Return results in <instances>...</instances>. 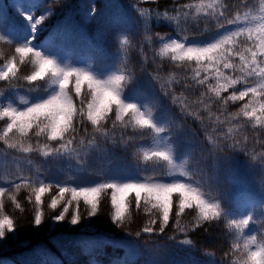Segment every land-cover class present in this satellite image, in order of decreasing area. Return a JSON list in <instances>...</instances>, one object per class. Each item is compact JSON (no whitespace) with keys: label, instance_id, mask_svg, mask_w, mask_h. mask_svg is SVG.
<instances>
[{"label":"trees","instance_id":"obj_1","mask_svg":"<svg viewBox=\"0 0 264 264\" xmlns=\"http://www.w3.org/2000/svg\"><path fill=\"white\" fill-rule=\"evenodd\" d=\"M199 2L157 0L156 4H139V0H0V13L19 23L23 21L13 9H18L21 4L41 5L33 9L37 16L51 8L52 14L39 26L33 43L46 53L75 66L106 72L123 69L129 75L124 94L141 101L145 110L151 111L154 119L167 128L166 132L157 136L148 128L123 126L119 122L114 125L115 116L112 113L101 125L108 133L106 137L87 121L79 123L77 117L76 132L66 134V138L75 137L73 151L63 156L45 158L37 151L26 154L9 149L0 141V177L17 180L27 176L66 186H94L113 179L144 181L147 176L162 182L183 180L178 174L182 169L192 175L193 183L199 182L212 197L218 196L222 208H238L241 216L246 213L264 193V143H257V139L264 141V129L254 128L255 122L243 116L231 120L230 115L238 113L251 97L224 104L207 91L206 85H197L190 79L195 62L191 65L173 62L170 56L159 54L162 42L158 40V35L176 38L179 33L180 36L187 35L189 43H203L219 34L215 19L198 14L192 8L188 18L145 25L133 8L134 4H138L139 7L159 9L161 12L168 9L170 15H175L172 11L175 6ZM246 2L247 7L241 6L240 0H219V5L229 19L236 14L243 16L245 12L251 18L260 15L264 9V0ZM92 5L98 11L89 21L84 14ZM220 19L225 27L219 32L236 27L228 25L224 18ZM125 38L128 43L121 45L120 41ZM240 43L244 46L243 38ZM16 46L15 43L0 42V65L16 55ZM235 62L238 63V59ZM17 63V77L0 81V93L12 100L15 106L22 107L21 99L32 102L40 94L30 89H43L49 84L38 81L29 85L23 77L33 70L30 61L19 64L17 56ZM231 75L235 77L240 74L235 72ZM252 83L254 86L255 81ZM186 84L188 87H185ZM86 91L85 88L83 92ZM230 91L222 93V96L229 95ZM72 95L79 105L75 94ZM173 97L176 99L173 100ZM204 103L210 105L208 110L204 108ZM5 125L6 120H0V130ZM229 127H233L230 134L227 132ZM221 132L232 138L219 137L218 133ZM245 136L248 137L246 146L230 147L234 140L243 142ZM93 137L96 147L90 149L88 141ZM207 137H211V143ZM159 138L170 143L177 168H170L162 160L144 159V152L155 147L154 141ZM81 140L84 141L83 145ZM27 143L36 148L38 144L51 143L56 146L59 142H49L43 135L37 137L33 130ZM22 156L27 161L22 162L19 158ZM170 171L174 173L173 176L168 175ZM55 183L43 197L44 221L38 227L32 224L35 207L30 191L21 189L16 193L9 188L22 208L17 209L5 197L4 213L14 221L15 231L6 233L5 238L0 240V264H233L238 260L240 251L234 253L232 245L239 244L242 248L243 240L249 234L264 239V217L257 215L253 224L245 229L243 238H238L237 229L230 225V220L241 216L223 214L218 221L205 223L190 231L187 238L193 241L192 245L178 242L185 236L176 230L175 218L163 234H141L138 237L136 233L151 216L142 209L136 210L133 200L130 219L117 226L111 221L110 189L102 193L96 216L89 218L88 208L81 201V220L77 225L69 223L73 207H70L65 221L55 222L51 217L58 215L62 206L56 210L47 207L52 196L58 192ZM0 186L9 187L3 179H0ZM195 216V210H186L180 217V223L190 226L195 223ZM170 236L176 239H169Z\"/></svg>","mask_w":264,"mask_h":264},{"label":"snow or ice","instance_id":"obj_2","mask_svg":"<svg viewBox=\"0 0 264 264\" xmlns=\"http://www.w3.org/2000/svg\"><path fill=\"white\" fill-rule=\"evenodd\" d=\"M149 3L156 4L157 0H139V4ZM240 5L247 7L246 0H240ZM40 6L21 4L18 9L14 8L15 15L20 17L23 23L6 18L0 13V42L18 45L14 49L16 55L0 65V81H10L17 77L18 56L19 64L30 61L32 65L31 74L23 77L29 85L38 81H47L49 84L43 89L39 87L30 89L40 94L32 102L21 99L22 107L15 106L12 100L0 93V120H6V125L0 130V141L7 148L26 154L37 151L45 158L63 156L73 151L75 137L66 138V134L76 132L77 117H79V123L83 124L87 121L97 132H102L107 137L108 133L101 125L112 113L115 116L114 125L119 122L123 126L148 128L157 136L167 131L162 123L154 119L151 111L145 110V105L141 101L124 94L129 75L123 69L106 72L103 69L79 67L39 49L33 41L37 38L39 26L52 14V9L47 8L43 14L37 16L33 9ZM133 8L136 9L145 25L151 22L171 23L178 21L180 17L188 18L189 10L192 8H195L198 14L202 13L214 18L219 34L211 40L203 43H189L187 35L180 36L178 33L176 38L158 35V40L162 42L159 54L170 56L173 62H187L189 65L195 62L190 79L197 85H206L207 91L224 104L229 101H243L250 96L251 98L243 104L238 113L230 115V119L236 120L238 116H243L255 122L254 128L264 129V9L261 10L260 15H253L251 18L249 13L245 12L243 16L236 14L229 19L226 17L225 10L219 5V0H200L197 4L177 5L172 9L175 15H170L168 9L161 12L159 9L139 7L138 4H134ZM97 11L92 5L84 15L91 21ZM220 18H224L228 25H236V27L219 32V29L225 27ZM241 38L245 41L244 46H241ZM165 40L167 42H164ZM120 43L127 44L128 40L125 38ZM237 59L238 63L235 62ZM235 72L240 75L233 77L231 73ZM237 85L241 87L238 88ZM185 87L188 85L186 84ZM85 88L86 93L83 92ZM229 91V95L222 96V93ZM72 93L75 94V99L79 100V105L75 102ZM201 95L203 96L204 93ZM175 99L176 97H173V100ZM180 106L183 109L182 103ZM204 108L208 110L210 105L204 103ZM208 114L211 116V111ZM216 119L219 121V117ZM33 130L37 137L43 135L46 136L47 141L59 143L56 146H52L51 143L38 144L36 148H33L30 143H27L29 133ZM227 132L232 133L233 127H229ZM218 135L224 139L232 138L222 132ZM207 139L210 143L212 142L211 137ZM247 140V136L244 137L243 142L234 140L230 147L246 146ZM112 142L115 143V141ZM26 143L27 146H25ZM80 143L83 145L84 141L81 140ZM154 143L155 147L144 152V159L146 161L162 160L167 162L170 168H177L170 143L164 138L156 139ZM257 143H264V141L257 139ZM94 147H96L95 137L88 141V148ZM77 162L79 163V159ZM178 174L184 179L162 182L147 176L144 181L113 179L96 183L94 186L81 184L66 186L43 178L37 181L27 176L19 177L17 180L0 177L9 185V187L0 186V240L5 238L6 233L15 231L14 221L4 213L5 197L11 200L17 209L22 208L17 202L16 195L9 188L14 189L16 193L21 189L30 191L31 196L34 197L35 207L32 224L38 227L44 221L43 197L53 188L54 183L58 192L52 196L47 207L56 210L62 206L59 214L51 217L55 222L65 221L66 214L69 213L70 207H73L69 223L77 225L81 220L79 214L81 201L88 208L87 216L89 218L96 216L102 193L110 189L113 209L111 221L114 224L119 226L126 219H130V208L134 200L136 210L142 209L151 216L147 224L136 233L138 237L141 234H163L175 218L176 230L185 236L178 241L181 245H192L193 241L187 238L188 233L202 227L205 223L218 221L222 214L241 216L238 208L227 210L222 208L220 198L212 197L210 193L205 192L199 182L193 183L192 175L188 171L181 169ZM168 175L173 176L174 173L170 171ZM29 202H32L31 199ZM186 210L196 212L195 223L190 226L180 223V217ZM257 215L264 217V193L241 218L230 220V225L237 229L238 238H243L245 229L253 224ZM169 239H176V237L170 236ZM232 250L234 253L240 251L238 260L233 264H264V239H258L257 235H247L243 240L242 248L239 244H234Z\"/></svg>","mask_w":264,"mask_h":264},{"label":"rangeland","instance_id":"obj_3","mask_svg":"<svg viewBox=\"0 0 264 264\" xmlns=\"http://www.w3.org/2000/svg\"><path fill=\"white\" fill-rule=\"evenodd\" d=\"M19 158H21V159H22V162H25V161H27V160H26V157H23V156H22V157H19Z\"/></svg>","mask_w":264,"mask_h":264}]
</instances>
